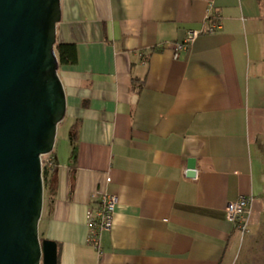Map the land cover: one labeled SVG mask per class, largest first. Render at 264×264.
<instances>
[{
  "label": "crops",
  "instance_id": "crops-1",
  "mask_svg": "<svg viewBox=\"0 0 264 264\" xmlns=\"http://www.w3.org/2000/svg\"><path fill=\"white\" fill-rule=\"evenodd\" d=\"M262 14L260 0H60L56 41L77 62L58 68L66 134L38 222L55 264H232L226 205L253 197L250 230L264 212ZM97 190L118 196L99 253L86 242Z\"/></svg>",
  "mask_w": 264,
  "mask_h": 264
},
{
  "label": "water",
  "instance_id": "water-1",
  "mask_svg": "<svg viewBox=\"0 0 264 264\" xmlns=\"http://www.w3.org/2000/svg\"><path fill=\"white\" fill-rule=\"evenodd\" d=\"M60 0H0V264H55L40 238L43 155L66 98L55 51ZM187 175H194L189 159Z\"/></svg>",
  "mask_w": 264,
  "mask_h": 264
},
{
  "label": "built area",
  "instance_id": "built-area-1",
  "mask_svg": "<svg viewBox=\"0 0 264 264\" xmlns=\"http://www.w3.org/2000/svg\"><path fill=\"white\" fill-rule=\"evenodd\" d=\"M210 17L216 19L217 14L214 16L207 15L206 21L209 20ZM219 26L220 24L214 21L199 30H189L184 39L175 43L174 56L177 57L181 51L187 49L197 35L200 33L215 32ZM47 155L48 154H46V158H44L43 161L48 166L50 164V158L47 157ZM110 179V176L106 177V181H110ZM252 199V196L239 195L236 200L229 202L225 207L226 218L237 230L240 235V239H242L249 231L248 215ZM117 202L118 196L108 191L97 190L92 194V204L86 213V242L95 247L98 253L100 252V240L102 233L110 230L113 225L114 210Z\"/></svg>",
  "mask_w": 264,
  "mask_h": 264
},
{
  "label": "rangeland",
  "instance_id": "rangeland-1",
  "mask_svg": "<svg viewBox=\"0 0 264 264\" xmlns=\"http://www.w3.org/2000/svg\"><path fill=\"white\" fill-rule=\"evenodd\" d=\"M262 4V12L264 18V0H260ZM262 42L264 45V26L262 28ZM59 74V71H58ZM66 121L58 126L57 134L55 137V146L53 152H56L61 144V138L66 134L65 127ZM258 153L260 160L264 167V134L257 141ZM46 158V155L41 157L42 161ZM43 163V162H42ZM262 220L257 227L249 229L242 239L239 240L235 249V258L232 264H264V212L262 214ZM39 233V232H38Z\"/></svg>",
  "mask_w": 264,
  "mask_h": 264
},
{
  "label": "trees",
  "instance_id": "trees-1",
  "mask_svg": "<svg viewBox=\"0 0 264 264\" xmlns=\"http://www.w3.org/2000/svg\"><path fill=\"white\" fill-rule=\"evenodd\" d=\"M214 21L218 22L217 18L214 19L213 17H210L208 20V24L213 23ZM55 51L57 54L59 66L73 65L77 62V53L74 43L56 41ZM47 157L50 158V164L47 166V164H45L44 161L42 164V178H43L44 189L49 184L48 181H49L50 169L55 165L53 151L49 153Z\"/></svg>",
  "mask_w": 264,
  "mask_h": 264
}]
</instances>
